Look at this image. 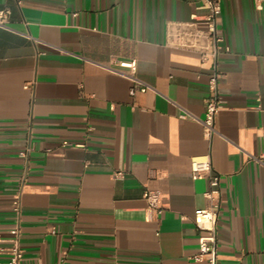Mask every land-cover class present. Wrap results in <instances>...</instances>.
I'll return each instance as SVG.
<instances>
[{"label": "crops", "instance_id": "0c3cea01", "mask_svg": "<svg viewBox=\"0 0 264 264\" xmlns=\"http://www.w3.org/2000/svg\"><path fill=\"white\" fill-rule=\"evenodd\" d=\"M200 3L0 0V236L20 224L21 264H211L192 258L212 201L191 160L205 156L220 176L217 264H264V168L249 157L264 146V11L221 0L229 50L208 136L214 60L172 41ZM126 60L153 90L132 96L105 68ZM146 189L162 197L153 220Z\"/></svg>", "mask_w": 264, "mask_h": 264}, {"label": "built area", "instance_id": "2783aa9c", "mask_svg": "<svg viewBox=\"0 0 264 264\" xmlns=\"http://www.w3.org/2000/svg\"><path fill=\"white\" fill-rule=\"evenodd\" d=\"M259 10L264 11V0H253ZM201 10H208L206 15L198 14ZM222 12L221 0H201L196 11L191 14L190 21L185 23L186 30H181L173 36V44L177 47L198 51L202 54L203 60L213 59L214 70L209 80L211 91L206 102L205 117L200 121L208 136L217 133L215 119L220 112L223 99L219 90V80L222 77L220 71L219 54L221 50H229L222 45L224 36L218 32V20ZM9 9L0 10V27L10 29ZM110 72L128 79L132 83L130 94L134 96L137 92L145 93L153 88L138 76V64L136 60L118 61L105 66ZM264 141V124L262 126ZM68 144V143H67ZM76 147L84 148L85 144H76ZM32 150L28 146L20 152L25 157ZM251 160L257 162L264 168V146L257 155H250ZM191 171L193 179L207 177L210 188L206 193L207 198L212 201L209 208L199 209L194 214V224L200 232L198 252L192 256L195 261H209L217 264V200L220 196V176L214 173L211 160L208 156L194 157L191 160ZM123 172H116L115 179H122ZM146 200L147 219L153 220L163 212L162 197L160 192L146 189L143 194ZM16 211H20V201L17 197L15 202ZM185 219V218H182ZM20 224L12 227L9 238L0 236V264H21L24 257V250L20 244Z\"/></svg>", "mask_w": 264, "mask_h": 264}]
</instances>
